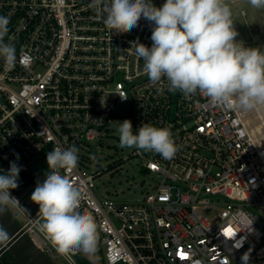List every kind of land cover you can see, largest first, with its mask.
I'll return each instance as SVG.
<instances>
[{"label": "built area", "instance_id": "1", "mask_svg": "<svg viewBox=\"0 0 264 264\" xmlns=\"http://www.w3.org/2000/svg\"><path fill=\"white\" fill-rule=\"evenodd\" d=\"M166 0H152L161 7ZM90 0H0L9 19L5 42L16 48L14 67L0 59V173L15 161L20 173L45 179L47 153L78 148V166L61 170L83 194L81 211L93 216L97 245L107 264H264V159L239 110L212 104L203 93L185 97L153 86L135 55L151 47L153 25L141 17L126 33H113L88 7ZM159 89V90H158ZM127 98V99H122ZM127 105L125 116L117 112ZM168 127L178 147L172 159L132 149L154 179L136 202L98 197L88 153L115 121ZM18 155V159H17ZM41 161L37 173L29 163ZM37 182L9 207L24 232L52 260L79 264L74 250L58 254L34 226L38 210L25 206ZM8 252L0 246V264Z\"/></svg>", "mask_w": 264, "mask_h": 264}, {"label": "clouds", "instance_id": "2", "mask_svg": "<svg viewBox=\"0 0 264 264\" xmlns=\"http://www.w3.org/2000/svg\"><path fill=\"white\" fill-rule=\"evenodd\" d=\"M232 3L234 0H166L156 7L152 0H90L88 7L113 33L131 31L141 17L153 25L151 47L135 43V55L143 61V71L153 86L166 80L170 92L179 91L185 97L200 92L226 109L264 108V51L245 47L236 39L239 33L232 19ZM247 3L264 9V0ZM8 24L9 19L0 16V59L11 68L17 57L15 46L5 42ZM117 132L122 148L152 152L163 159H172L178 151L168 127L143 123L134 132L131 121L125 119L119 122ZM78 151L75 146L49 151L46 178L37 182L30 197L39 207L34 226L61 256L77 249L94 254L98 241L93 216L81 211L80 188L61 174V170L68 173L77 168ZM20 171L13 161L7 173L0 174V213L9 207L27 213L10 194L18 187ZM10 240L0 225V246ZM241 264H250L249 252L241 256Z\"/></svg>", "mask_w": 264, "mask_h": 264}, {"label": "rangeland", "instance_id": "3", "mask_svg": "<svg viewBox=\"0 0 264 264\" xmlns=\"http://www.w3.org/2000/svg\"><path fill=\"white\" fill-rule=\"evenodd\" d=\"M232 9L234 27L239 33L236 39L242 41L245 47H258L264 51V9L252 8L247 0H234ZM259 109L239 111L251 132L255 133L258 128L260 129L261 134L256 138L263 146L261 138L264 137V122L260 117L263 116L264 109ZM127 110V105H120L117 108L121 116H125ZM119 122L121 121L113 122L109 133L92 145V152L87 154L90 158L86 167L89 172H102L96 179L100 199L131 203L142 200L148 192L153 191L154 179L159 181L160 178L154 174L145 173L142 169L143 161L132 154L133 148L120 146L117 132ZM41 163V161L29 163V170L37 173ZM38 179L44 181L42 178ZM30 197L31 195L26 198L25 206L36 211L39 207L31 201ZM16 216L17 220L22 222V218L19 215ZM83 255L93 264H107L104 256L105 248L102 245L96 246L94 254L83 252ZM55 263L68 264L63 258L55 259Z\"/></svg>", "mask_w": 264, "mask_h": 264}, {"label": "water", "instance_id": "4", "mask_svg": "<svg viewBox=\"0 0 264 264\" xmlns=\"http://www.w3.org/2000/svg\"><path fill=\"white\" fill-rule=\"evenodd\" d=\"M0 225L8 231L11 237L6 248L18 264H56L21 231L20 224L9 209L0 213Z\"/></svg>", "mask_w": 264, "mask_h": 264}, {"label": "trees", "instance_id": "5", "mask_svg": "<svg viewBox=\"0 0 264 264\" xmlns=\"http://www.w3.org/2000/svg\"><path fill=\"white\" fill-rule=\"evenodd\" d=\"M0 174H5V173H0ZM36 182H37V179L34 176L28 173H19L18 187L16 189H13L12 191L16 194H21L29 186H31L32 184ZM77 261L79 264H93L84 257L83 252L77 256ZM1 264H18V263L12 257L10 252H7L1 260Z\"/></svg>", "mask_w": 264, "mask_h": 264}, {"label": "bare ground", "instance_id": "6", "mask_svg": "<svg viewBox=\"0 0 264 264\" xmlns=\"http://www.w3.org/2000/svg\"><path fill=\"white\" fill-rule=\"evenodd\" d=\"M261 109H264V108H261ZM260 110V109H259ZM261 111V110H260ZM264 112V111H263ZM259 114V113H258ZM261 116V115H260ZM262 120H263V122H264V114H263V116H261L260 117ZM263 128H264V126H263ZM255 130V129H254ZM261 134V131H260V129L258 128L257 130H256V132L254 133V135H255V137H257L258 135H260ZM262 140H263V143L262 144H264V137L263 138H261ZM260 139V140H261ZM261 140V141H262ZM260 150H261V154H262V156H263V159H264V145L263 146H261V148H260Z\"/></svg>", "mask_w": 264, "mask_h": 264}]
</instances>
